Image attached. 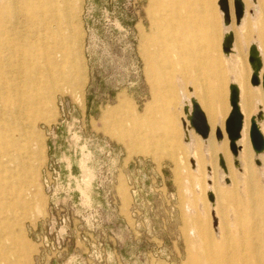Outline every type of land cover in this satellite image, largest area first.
Instances as JSON below:
<instances>
[{
	"label": "rangeland",
	"instance_id": "rangeland-1",
	"mask_svg": "<svg viewBox=\"0 0 264 264\" xmlns=\"http://www.w3.org/2000/svg\"><path fill=\"white\" fill-rule=\"evenodd\" d=\"M219 2L72 0L79 68L53 73L52 94L36 86L44 100L18 120L1 116L2 89L13 74L0 67V127L18 138L26 132L31 142L19 152L11 148L14 163L0 171V264H264V155L257 166L252 146L241 153L245 164L251 160V175L231 162L227 185L217 164L209 176L203 156L182 143L180 116L190 91L221 99L226 114L234 77L246 86L242 106L250 120L259 107L264 111V91L251 83L249 64L251 43L264 44V0H244L239 28L232 5L241 60L229 65L217 53L232 68L223 72L220 98L211 73L180 64L189 58L178 51L181 44L211 56L204 50L221 37ZM200 17L210 19L187 21ZM191 151L202 162L195 170ZM213 207L221 234L213 229Z\"/></svg>",
	"mask_w": 264,
	"mask_h": 264
},
{
	"label": "bare ground",
	"instance_id": "bare-ground-1",
	"mask_svg": "<svg viewBox=\"0 0 264 264\" xmlns=\"http://www.w3.org/2000/svg\"><path fill=\"white\" fill-rule=\"evenodd\" d=\"M228 1L230 18L232 21L231 23L226 21L225 14L220 9L223 24L226 28L224 40L227 37H230V35L234 39L231 52L225 53L224 50L223 52L226 56H231L232 59L240 61L241 58L236 57L235 55L238 50L234 47L236 36L232 29V5H234V0ZM241 1L244 5V17L242 18L240 24L236 23L237 28L242 25V21L247 14L245 2L244 0ZM253 2L256 4V0H253ZM77 10L78 6L75 3H72V0H0V67L4 70H9L10 73L13 74V79L11 78V80L6 82L7 86L2 89L1 94V105H3L1 116L4 120H8L10 118L18 120L24 114L32 112L34 107L38 106L41 102L40 99L44 100V95H41L38 92L39 89L36 86H39L43 92L44 89H47L49 90V93L52 94V92L56 90L57 86L53 73L76 72L78 70L80 65V55L77 46L80 42V34L76 27V20L79 16ZM254 13V10H250L251 15H254ZM252 46H255L256 54L262 63V68L258 72L261 84L257 87L254 86V88L262 87L264 91V59L262 56L264 53V44L262 42L257 44L255 42L251 43L249 57ZM41 59L44 61L41 62ZM250 67L252 70V78L254 68L251 64ZM32 72H34V74H31ZM23 74L24 76L27 74V76L25 80L22 81L21 76H23ZM232 84L235 85L239 91L238 106L244 118L241 138L236 141L238 155H235L231 151L232 156L235 159V167L238 169V157L240 156V152L243 153L252 146L250 131L253 121H255L264 137V124L261 123L264 120V111L262 107H259L258 113L250 120L249 111L245 110L244 106L240 105V87L235 83ZM229 90L231 98V87ZM194 98L195 97L192 96L191 100H185L183 102V111L185 112V116L182 121L184 142L189 145L190 148L193 147L191 130L195 131L190 122V117L194 108L193 103L194 100L196 101ZM197 104L199 105L198 102ZM14 132L15 131L10 130L9 127H0V171H5L8 164L14 163L12 157H10V154L8 153L11 148L16 152H19L22 145L25 149L30 147V138L26 132L22 135L23 138H18ZM210 133L207 138H203L196 132V134H198L204 142L209 139ZM222 136V139L218 138L216 132V138L219 143H221L224 139L223 133ZM239 142L241 145H239ZM252 150L255 154V164L257 166H261L262 162L260 160V156L264 155V151L257 153L253 146ZM191 164L195 170L196 166L193 160L191 161ZM220 167L226 175V183H229L230 180L227 178L228 169L223 157H221L220 160ZM208 173L209 176L212 175L211 168H208ZM220 181L222 183L224 182L223 179ZM208 184L212 185V181L209 180ZM210 194L214 196L213 201L209 198ZM208 199L212 206H215L216 198L212 191L208 192ZM23 205L25 209L28 208L25 201L23 202ZM2 208L9 209L11 211L14 210L11 205H3ZM14 215L15 217L13 218V221L19 222L21 220V216L17 213H14ZM218 217L217 208H214L212 212L213 229L216 233H218L220 228L221 234L222 221L219 218V222ZM5 227L9 229L10 225L6 224ZM220 237L221 236L219 235L218 238ZM17 239L18 237L14 238L16 241H14L15 243L18 241Z\"/></svg>",
	"mask_w": 264,
	"mask_h": 264
},
{
	"label": "crops",
	"instance_id": "crops-1",
	"mask_svg": "<svg viewBox=\"0 0 264 264\" xmlns=\"http://www.w3.org/2000/svg\"><path fill=\"white\" fill-rule=\"evenodd\" d=\"M209 19H210L209 17H203V18L200 17V18H191L187 21H189L190 24L194 25V24H201L203 22L208 23ZM220 20H221V24H222L221 37L218 38V36H216L217 34L214 35L215 37L213 36L210 39V45H209V47H207L208 50H204L207 52L211 51L210 52L211 56H210V54L207 55L206 59L200 57V55L198 54V52L200 50L197 48H193L192 44H185V45L181 44L180 48L178 50L182 56H184L185 54H188V57H189L187 62H186V60L183 59L182 63H180L184 66V70L188 69V71H190L193 68L199 72H206V73L209 72L214 76V77L212 76V78H213L212 81L215 80V83H216V86L214 88L215 94L219 98L221 97L220 87L223 85V82L226 79L225 73H223V72L226 69L228 70L230 68V66H227L225 64V62H223V59L227 60V61L229 60L230 61L229 65H231V64L233 65V60H232L231 56H226L223 52L224 33H225L226 28L223 24V18L220 17ZM197 29L198 28H195V30H197ZM182 35L189 36L190 34L187 33V34H182ZM221 47H222V50H221ZM221 51L223 54V57H222L223 59L219 58L220 56L219 57L217 56V53H219ZM214 56H215V58H214ZM185 67H187V68L185 69ZM230 69L232 70V68H230ZM249 76H248V78H250ZM241 80H242V83H244L243 81L245 80V77H242ZM232 83H235L240 87V85L237 83V81L234 80V77H233V79L230 77V82L228 83V98H227L228 101L230 100V90L229 89H230ZM245 87L246 86L240 87V91H241L240 105H242V101H243L242 100V96H243L242 90H245ZM190 94H192L191 96L195 97L194 99H196V101L199 103L202 110L206 114L208 124L211 128L210 137L206 142H204L203 139L198 134H196V132L194 130H191V137H192V140L194 142L193 151L198 150L199 157L201 155L203 156V158H204L203 161L205 163L206 169L215 168L216 164L220 167V160H221V157H223L224 162L226 164V167L228 169L227 178L231 181L229 167H230L231 162L235 163V159L233 156L229 155V151H228L229 147L228 146L230 145V141H229L227 133L225 131V125H226V121H227V119H228V117L232 111V107L230 106L231 108H229L228 113L220 114L221 109H222V105L224 104V101H221V99L218 102H216L215 100L210 101L208 98H204V100H202V99H199L197 96H194L193 95L194 92L190 91ZM250 104H251V102H250ZM241 109H242V106H241ZM206 110H207V112H206ZM183 113H184L183 116H185L184 111H183ZM183 116H180V122L181 123L183 121ZM219 128H220V130H222V133L224 135V139L221 141V143H219L217 141V138H216V132H217V130H219ZM183 134H184V131H183ZM214 138L216 139V141ZM182 143L184 146L185 142H182ZM239 145H241L240 142H239ZM193 151L190 152L189 160H190V163L193 160L195 162L196 168H198L200 163H202V162L200 161V159L196 160L193 157V155H192ZM214 154L216 155V158L214 157L215 156ZM241 155L242 154L240 152V156L238 157V163H239L238 170L240 172V175H241V173H244V171L245 172L247 171V175L250 176L251 171H252L251 166H250L251 160H250V162H248V164H245L242 161ZM252 157H253V155H252ZM254 158H255V155H254ZM191 166H192V164H191ZM220 169H221V167H220ZM226 184L228 185V183H226Z\"/></svg>",
	"mask_w": 264,
	"mask_h": 264
},
{
	"label": "water",
	"instance_id": "water-1",
	"mask_svg": "<svg viewBox=\"0 0 264 264\" xmlns=\"http://www.w3.org/2000/svg\"><path fill=\"white\" fill-rule=\"evenodd\" d=\"M220 9L224 12L226 21L229 22L230 18V8H229V1L228 0H220L219 2ZM234 7H235V14H236V21L238 24L241 23L242 18L244 17V5L241 0H234ZM233 37H227L224 40L223 50L225 53H229L233 47ZM249 62L254 68V73L252 76L251 83L254 86L260 85L259 80V71L262 68V63L258 55L256 54L255 46L251 47V54L249 57ZM263 88H264V77H263ZM239 91L235 85H231V98L230 103L232 106V112L230 113L229 118L226 121V133L230 140V149L235 154L238 155V150L236 148V141L241 138V132L243 129V115L240 112L239 106ZM194 108L192 111V115L190 117V122L195 131L201 135L203 138H207L210 133V128L207 123L206 116L197 102L194 100ZM217 137L222 138L221 130L217 131ZM250 138L252 142V146L257 153L264 151V137L256 125L255 121L252 122V127L250 131ZM210 200H214V196L210 194Z\"/></svg>",
	"mask_w": 264,
	"mask_h": 264
}]
</instances>
